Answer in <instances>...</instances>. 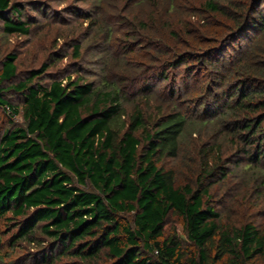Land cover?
I'll list each match as a JSON object with an SVG mask.
<instances>
[{"label": "trees", "instance_id": "1", "mask_svg": "<svg viewBox=\"0 0 264 264\" xmlns=\"http://www.w3.org/2000/svg\"><path fill=\"white\" fill-rule=\"evenodd\" d=\"M230 2L203 3L213 19L200 34L161 26L168 37L158 41L160 52L162 45L170 49L166 39L173 45L164 52L170 57L160 60L179 67L196 56L193 50L200 51L196 58L213 77L212 99L203 103L202 113L239 144L233 168L225 165L222 144H203L196 177L184 184L178 182L176 167L167 165L182 150L189 122L184 112L164 114L149 126L144 112L136 109L126 121L122 89L109 81L87 80L80 72L48 76L51 65L44 63L15 82L19 56H4L0 104L13 115L21 112L24 122L10 126L0 139V219L17 228L12 245L26 241L41 247L38 257L32 254L28 260L264 264L262 225L225 221L214 204L213 188L232 177L253 184L264 199V0ZM168 3L169 12L176 8V0ZM29 6L0 0L1 33L30 35L35 15L27 10L43 12L45 7L38 2ZM77 14L93 15L74 9ZM220 18L231 23L221 21L213 28ZM228 44L235 48L230 54ZM74 46L81 55L82 46ZM161 76L168 78L165 72ZM4 82H11L8 89ZM8 91L20 96L21 109L7 99ZM172 214L182 219L194 248H185L176 231L167 233ZM1 250L0 237V256Z\"/></svg>", "mask_w": 264, "mask_h": 264}, {"label": "rangeland", "instance_id": "2", "mask_svg": "<svg viewBox=\"0 0 264 264\" xmlns=\"http://www.w3.org/2000/svg\"><path fill=\"white\" fill-rule=\"evenodd\" d=\"M20 1L28 7L38 2L45 8L43 12L27 10L35 15L32 33L28 36H8L0 29V71L4 56L15 52L19 56V74L15 82L22 80L28 70L48 63L51 65L48 76H76L80 72L87 80L98 83L107 80L120 87L126 121L136 109L144 112L149 126L154 118L157 120L164 114L176 110L184 112L189 122L182 137V150L179 157L167 160L168 166L176 167L181 184L194 181L198 172L199 149L203 144L215 147L222 144L225 165L233 168L231 163L237 157L233 155L239 144L232 140L235 138L230 134L219 132V123L206 122L202 113L203 103L209 104L212 99L210 87L213 86V77L212 71L203 67L196 58L200 51L193 50L196 56L186 64L170 68L160 59L170 57L164 52L170 50L173 44L166 39L170 49L162 45V52L157 46L158 41L163 40L162 35H168L164 29L166 26L183 35L189 31L199 34L204 31L203 25L208 19H213L204 10L203 3L207 0H176V8L170 12L169 0H148L139 4L136 0ZM221 1L232 5V0ZM74 9L80 10L83 15L93 14L92 18L79 14L75 16ZM220 19L214 20L212 26L221 21L231 23L228 19ZM77 43L82 46L81 55L75 53L74 45ZM232 49H235L233 45H225L227 54ZM260 53L264 58V46ZM53 57L57 60L52 61ZM163 72L168 78L161 76ZM10 84L4 82L3 89H8ZM6 97L21 109L19 95L8 91ZM23 122L21 112L13 115L0 104V139L10 126ZM252 185L232 177L213 188L214 204L222 211L225 221L240 225L254 220L264 228V199L258 197ZM16 230L8 219H0V264H37L34 262L37 258L28 259L32 254L38 257L41 247L26 241L12 245L10 238ZM166 231H176L185 248H194L179 216L172 214L169 217Z\"/></svg>", "mask_w": 264, "mask_h": 264}]
</instances>
